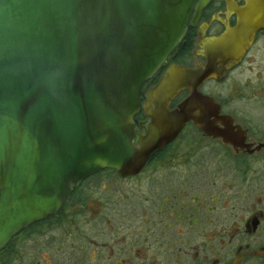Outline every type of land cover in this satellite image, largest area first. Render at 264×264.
Instances as JSON below:
<instances>
[{"label":"water","instance_id":"1","mask_svg":"<svg viewBox=\"0 0 264 264\" xmlns=\"http://www.w3.org/2000/svg\"><path fill=\"white\" fill-rule=\"evenodd\" d=\"M210 1L0 0V251L58 214L78 181L102 169L137 174L189 121L206 129L219 106L199 88L220 76L215 63L171 64L147 92L146 134L135 117L144 85ZM247 1L239 28L211 40L214 53L238 55L230 35L263 21L264 0Z\"/></svg>","mask_w":264,"mask_h":264},{"label":"flooded vegetation","instance_id":"2","mask_svg":"<svg viewBox=\"0 0 264 264\" xmlns=\"http://www.w3.org/2000/svg\"><path fill=\"white\" fill-rule=\"evenodd\" d=\"M247 5V0H211L196 23L192 16L158 80L147 85L135 118L136 130L146 134L151 122L144 108L147 92L171 64L198 69L215 63L222 68L220 76L199 88L219 106L216 115L209 110L206 129L189 121L172 142L152 152L137 174L123 177L103 169L79 181L57 215L13 237L0 251V264H33L35 255H26L25 244H38L35 234L45 231L38 227L58 217L74 222L67 226L73 228L68 244L74 236L88 246H75L63 263L41 251L38 264H264V19L259 27L230 35L229 40L240 43L238 55L214 53L210 45L239 28ZM189 95L188 88L182 90L170 108ZM109 172L121 191L111 198L110 213L103 200L82 221L90 230L81 235L79 221L72 218L89 206L73 197L80 184ZM45 248L51 245L46 242Z\"/></svg>","mask_w":264,"mask_h":264},{"label":"rangeland","instance_id":"3","mask_svg":"<svg viewBox=\"0 0 264 264\" xmlns=\"http://www.w3.org/2000/svg\"><path fill=\"white\" fill-rule=\"evenodd\" d=\"M116 178L115 174H101L98 176H94L87 181H85L83 184H80L78 187V190L76 191V194L73 198H76L77 203H87L89 206V211H79L76 213L72 219L79 221V230H81V235L84 233L87 234L90 230V225L86 222H82L84 219L91 218L90 216L93 215V213H96V210L98 208H101L103 206L102 201L104 200L106 202L107 208L106 210L109 212V203H113L111 201V198L117 195L121 191V187H115L112 185L114 179ZM125 184V183H124ZM127 186V185H126ZM108 187L110 188L108 192ZM122 204V203H119ZM123 205V204H122ZM95 212H94V211ZM79 213H81L79 215ZM86 213V214H85ZM101 216L105 214L103 208L102 212L100 213ZM66 219V217H58L51 219L50 223L42 224L45 226L38 227V229L45 230L44 232L35 234L37 236V242L32 241L30 243L25 244V250L26 255L31 254L35 255V260H33V264H38V261L41 260L40 256L38 254L41 251L50 252L52 254V261L54 263L56 262H62L63 258L68 254H72L75 250V246H83L87 247L86 240H84L82 237L79 238H73L71 239L72 243L68 244V236L69 230L72 231L73 228L67 227L68 225L74 223L72 221H68L67 223H63V221ZM95 219V218H92ZM91 219V220H92ZM92 230H95L94 227L91 228ZM85 241V243H84ZM35 242V243H34ZM46 242L51 245V248H45ZM45 243V244H44ZM84 248V249H85ZM12 261L10 262V264ZM63 263V262H62ZM13 264V263H12ZM44 264V263H43Z\"/></svg>","mask_w":264,"mask_h":264},{"label":"trees","instance_id":"4","mask_svg":"<svg viewBox=\"0 0 264 264\" xmlns=\"http://www.w3.org/2000/svg\"><path fill=\"white\" fill-rule=\"evenodd\" d=\"M159 76H160V72L148 83V85L150 86L151 84H154L158 80Z\"/></svg>","mask_w":264,"mask_h":264}]
</instances>
